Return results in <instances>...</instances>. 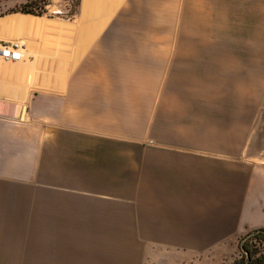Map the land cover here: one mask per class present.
<instances>
[{
  "label": "crops",
  "instance_id": "obj_1",
  "mask_svg": "<svg viewBox=\"0 0 264 264\" xmlns=\"http://www.w3.org/2000/svg\"><path fill=\"white\" fill-rule=\"evenodd\" d=\"M0 34L29 50L0 58V264H229L264 228V0H80Z\"/></svg>",
  "mask_w": 264,
  "mask_h": 264
},
{
  "label": "rangeland",
  "instance_id": "obj_2",
  "mask_svg": "<svg viewBox=\"0 0 264 264\" xmlns=\"http://www.w3.org/2000/svg\"><path fill=\"white\" fill-rule=\"evenodd\" d=\"M80 5V0H0V17L9 13H25L27 9H33L38 13L41 9L45 8L46 12L42 15L25 13L36 17L54 18V19H76V14ZM49 36V32H45ZM5 37L0 34V39ZM20 42V41H19ZM22 43V42H20ZM26 51V57L29 50ZM240 257L239 256H236Z\"/></svg>",
  "mask_w": 264,
  "mask_h": 264
},
{
  "label": "trees",
  "instance_id": "obj_3",
  "mask_svg": "<svg viewBox=\"0 0 264 264\" xmlns=\"http://www.w3.org/2000/svg\"><path fill=\"white\" fill-rule=\"evenodd\" d=\"M38 11L27 9L25 13L42 15L45 8ZM229 264H264V228L251 230L240 241V257Z\"/></svg>",
  "mask_w": 264,
  "mask_h": 264
},
{
  "label": "built area",
  "instance_id": "obj_4",
  "mask_svg": "<svg viewBox=\"0 0 264 264\" xmlns=\"http://www.w3.org/2000/svg\"><path fill=\"white\" fill-rule=\"evenodd\" d=\"M25 45L19 41L0 42V58L7 62L23 60L25 56Z\"/></svg>",
  "mask_w": 264,
  "mask_h": 264
}]
</instances>
